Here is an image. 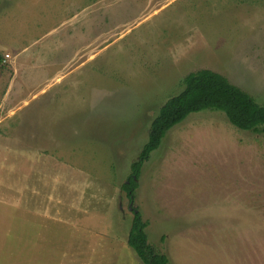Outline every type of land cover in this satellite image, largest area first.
<instances>
[{"label":"rangeland","instance_id":"obj_1","mask_svg":"<svg viewBox=\"0 0 264 264\" xmlns=\"http://www.w3.org/2000/svg\"><path fill=\"white\" fill-rule=\"evenodd\" d=\"M0 52L1 264H143L132 206L169 264H264V133L191 113L122 187L187 73L264 104V0H0Z\"/></svg>","mask_w":264,"mask_h":264},{"label":"trees","instance_id":"obj_2","mask_svg":"<svg viewBox=\"0 0 264 264\" xmlns=\"http://www.w3.org/2000/svg\"><path fill=\"white\" fill-rule=\"evenodd\" d=\"M2 55L0 52V68L4 66ZM183 84V90L168 98L157 110L151 120L147 140L137 159L131 163L128 181L122 185L130 202L143 164L159 147L167 130L189 114L208 109L220 111L238 129L264 133V104L256 102L248 92L224 75L209 68H200L187 73ZM132 207L128 246L143 264H169L167 255L148 241L145 231L148 221L142 218L137 207Z\"/></svg>","mask_w":264,"mask_h":264},{"label":"crops","instance_id":"obj_3","mask_svg":"<svg viewBox=\"0 0 264 264\" xmlns=\"http://www.w3.org/2000/svg\"><path fill=\"white\" fill-rule=\"evenodd\" d=\"M40 196V195H39ZM25 198H24V196L23 197H17V200L21 203L20 205V207H24V206H27L26 207V209H30L31 211H27V214L28 215H30L31 217H33L34 219H38V217L37 216H34L33 214H36L37 212L35 211V208L34 207H29V204L24 200ZM49 212H50V210H48ZM26 216V219L25 220H23V221H28L29 222V224H33L34 223V219L33 218H31V221L29 220V218H30V216ZM19 236H17V238H18ZM37 249H38V247H37ZM1 264V263H0Z\"/></svg>","mask_w":264,"mask_h":264}]
</instances>
